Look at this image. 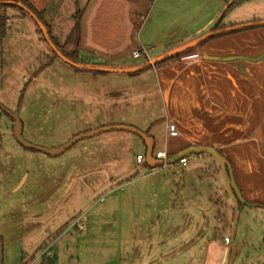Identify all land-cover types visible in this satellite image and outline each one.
<instances>
[{"label": "rangeland", "instance_id": "1", "mask_svg": "<svg viewBox=\"0 0 264 264\" xmlns=\"http://www.w3.org/2000/svg\"><path fill=\"white\" fill-rule=\"evenodd\" d=\"M227 1L153 0L139 5L140 0H125L123 7L106 13L111 26L103 31L104 45L124 53L129 63H143L132 51L142 49L139 37L149 28L156 27L161 37L168 31L185 37L220 18L222 25L264 15V0ZM16 10L7 7L9 13ZM24 18L8 20L0 46V103L19 114L27 142L55 149L108 115L142 117L153 106L152 119L164 115L161 104L150 106L140 97L109 108L83 99L101 96L107 87H123L131 94L147 85L142 77L121 73H115L122 76L117 79L91 81L94 71L77 73L52 57L48 43L36 38L37 24L29 15ZM49 57L52 63L37 72ZM147 72L139 76H149L147 84L153 86ZM14 125L0 108V264H264L261 211L241 212L234 242H225L232 237L235 205L213 156L204 153L199 159L194 154L187 157V166L165 161L151 169L146 160L135 162L147 148L137 146L138 137L126 131L87 137L51 156L23 147ZM160 135L154 156L165 145ZM209 164L211 176L203 180L182 174L194 166L205 172Z\"/></svg>", "mask_w": 264, "mask_h": 264}, {"label": "crops", "instance_id": "2", "mask_svg": "<svg viewBox=\"0 0 264 264\" xmlns=\"http://www.w3.org/2000/svg\"><path fill=\"white\" fill-rule=\"evenodd\" d=\"M28 1L43 13V18L50 28L52 37L60 45H63L64 50L69 55H75L79 58H93L97 61L96 64H99L97 66L124 67L140 64L135 61L129 63L126 60L128 56L120 53L117 49L108 50L103 42V31L111 26L105 19L107 18L106 13L113 12L111 7H123L125 0ZM146 1L153 3V0H140V3H134L141 5V2ZM224 1L228 2L227 0ZM77 12L80 13V34L78 41L73 42L74 39L72 40L71 37L76 24L75 14ZM2 14L8 15L9 19L15 17L23 19V21L26 19L24 18L25 15L17 10L15 14H12L7 12V8H0V15ZM64 21L66 24L62 25ZM252 21H264V15L258 13L243 22L252 23ZM221 22L220 18L216 23L205 25L185 37H178L174 31H168L161 37L156 33V27L149 28L144 36L140 34L139 42L144 47L151 46L158 51L153 55L156 56L172 47L214 31L217 24L223 25L219 29H224L243 23L221 25ZM150 30H153L154 37L148 35ZM32 31L35 29L33 28ZM36 32L39 34L37 27ZM37 33L36 35H38ZM36 38L40 41L43 40L41 34ZM263 51L264 25L213 36L192 52L180 54L160 65L147 68L149 71L147 74L154 79L153 86L147 84L146 79L149 76H139L141 71L135 75L128 74L129 77L134 76L133 79L142 77L139 80L141 79L147 85L136 93L127 94L128 91L123 87V89L119 88L116 91L114 88L107 87L106 92H102L101 96L87 95L83 98L103 108H109L111 106L119 107V105L126 104L131 98L140 97L144 99L141 101L150 104V106L155 102L161 104L164 114L162 117L155 116L152 119L154 106L152 110L146 109L142 117H131L124 114L111 117L107 114L108 116H105L104 119L94 121L92 124L79 129L75 134L88 133L107 126L125 125L135 127L152 137L155 148L157 138L162 133L165 145L158 152H166L168 157L169 154L173 156L191 146H209L219 151L226 158L240 193V199L235 200L229 192L224 178L225 187L235 205L234 227L229 243L234 242L239 215L245 209L261 211L257 213H260L264 228V58L258 61L241 58L223 61L207 59L204 56L255 58ZM81 71L86 70H79L77 73ZM116 75L115 73H95L90 80L122 77ZM136 106L138 104L134 107ZM169 123L177 125L179 131L177 136L169 135ZM110 131L132 133L139 139L136 142L137 146H146L145 141L132 131L113 129L103 132ZM203 155H199V159H202ZM202 168V166H194L182 174H188V177L196 176L200 180L208 177V174L211 176L208 171L211 170L212 165L209 164L205 172ZM220 169L222 171L221 166ZM195 171L200 173L195 175ZM229 243L226 242V244ZM42 264H53V262L43 261Z\"/></svg>", "mask_w": 264, "mask_h": 264}, {"label": "water", "instance_id": "3", "mask_svg": "<svg viewBox=\"0 0 264 264\" xmlns=\"http://www.w3.org/2000/svg\"><path fill=\"white\" fill-rule=\"evenodd\" d=\"M0 5H15L17 7L22 8L26 13L34 20V22L37 24L39 29L42 31L43 36L48 43V45L51 47L52 51L57 55L58 58L62 59L63 61L67 62L69 65L75 67L76 69L79 70H86V71H94V72H106V73H121V74H134V73H139L150 66L156 65V63L163 61V60H168L170 58H173L176 55H179L181 52L189 49V48H196V46H199L209 38L217 35H222L227 32L231 31H237L243 28L247 27H252V26H262L264 25V21H257V22H252L248 24H241L237 26H233L230 28H224V29H219V30H214L207 32L197 38H194L186 43L180 44L178 46L172 47L165 52H162L161 54H158L156 56H151L150 58L145 59L143 63L136 64V65H131V66H124V67H116V66H95V65H83L81 63L75 62L72 59H70L68 56H66L51 40L49 36V31L45 24L30 10L28 9L24 4L21 2H17L14 0H0ZM204 58L207 59H213V60H232V59H249V60H254L258 61L264 58V51L257 57L255 58H248L244 56H232V57H216V56H204ZM0 108L3 112H5L7 115H9L15 122L14 125V134L17 139V141L26 149L29 150H38L41 152H44L48 155L51 156H59L62 155L67 149L72 147L74 144H76L79 140L91 137L94 135H97L103 131H108V130H113V129H123V130H128L136 133L139 135L146 144V155H145V160L146 164L150 168H157L160 166H163L164 160L163 159H158L154 156V148H155V142L152 137L148 136L146 133L138 130L135 127L131 126H125V125H116V126H107L103 128H99L95 131L88 132V133H83L75 136L71 140H69L66 144L62 145L61 147L55 148V149H45L43 147L35 146L29 142H27L24 137H23V125L22 122L19 118V114L17 112L13 113L7 110L1 103H0ZM210 154L214 156L218 162L220 163V166L222 168L226 186L231 193L232 197L236 199H240V193L239 190L233 180L232 172L229 167V164L226 160L225 157L222 156V154L215 150L212 147L209 146H191L188 147L178 153H176L173 156L167 157L166 161L167 163L173 164L175 162L180 161L182 158L190 157L191 155H201V154ZM238 215L236 216V222H237Z\"/></svg>", "mask_w": 264, "mask_h": 264}, {"label": "trees", "instance_id": "4", "mask_svg": "<svg viewBox=\"0 0 264 264\" xmlns=\"http://www.w3.org/2000/svg\"><path fill=\"white\" fill-rule=\"evenodd\" d=\"M14 1H17V2H21L22 4H24L28 9H30L44 24L45 26L47 27L48 31H49V36L51 38V40L53 41V43L66 55L68 56L70 59H72L73 61L75 62H78V63H81L83 65H99V64H96V63H91V59L90 58H79L75 55H69L65 50H64V47L63 45H60L51 35L50 33V28L49 26L47 25V23L45 22L44 18H43V13L38 11L28 0H14ZM7 7H13L15 9H17L22 15H28L26 13V11H24L22 8L20 7H17L15 5H0V8H7ZM8 20H9V17L8 15L6 14H2L0 15V46L3 45L4 43V39L6 37V34H7V29H8ZM75 21H76V24L74 26V29L72 31V40L74 39L73 42H77L78 39H79V34H80V13L77 12V14H75ZM220 27H223L220 26L219 24H217L215 26V30L219 29ZM37 31L39 32V34H41L43 40H45L44 36H43V33L42 31L39 29V27L37 26ZM212 38V37H211ZM46 41V40H45ZM180 55V54H179ZM178 56V55H176ZM52 57H57V55L53 52L52 53ZM51 57V58H52ZM175 57V56H174ZM49 57V59H47V61L45 63H41V66L38 68L37 72L43 70L45 67H47L48 65H50L53 61L54 58L51 59ZM147 59V58H146ZM167 60H163V61H160L158 63H156V65H160L164 62H166ZM104 66H107V65H104ZM151 67V66H150ZM36 72V73H37ZM95 73H106V72H95ZM137 73H134L132 75H135ZM172 155V154H169V156ZM48 263H51L52 260H49L47 261Z\"/></svg>", "mask_w": 264, "mask_h": 264}, {"label": "built area", "instance_id": "5", "mask_svg": "<svg viewBox=\"0 0 264 264\" xmlns=\"http://www.w3.org/2000/svg\"><path fill=\"white\" fill-rule=\"evenodd\" d=\"M153 49H154L153 47L148 48V47H144L143 46L142 49L134 50L132 52V55L136 59H139V58H144V59L150 58L151 57L150 53H151V51ZM168 131H169V135L170 136H177L179 134L178 127H177V125L175 123H169L168 124ZM155 157L158 158V159H163L164 163H165L168 155L166 154V152H157ZM144 160H145V156H143L142 154H138L136 156L137 164H142L144 162ZM179 162L186 166L188 164V158L187 157L186 158H182V159H180ZM80 228H83V226L80 225ZM226 242H229L228 238H226Z\"/></svg>", "mask_w": 264, "mask_h": 264}]
</instances>
